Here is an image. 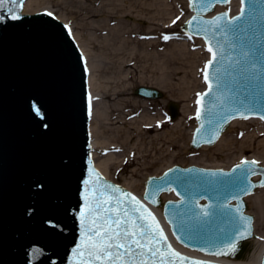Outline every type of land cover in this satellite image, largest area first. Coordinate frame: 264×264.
I'll use <instances>...</instances> for the list:
<instances>
[{"label":"water","instance_id":"95a60500","mask_svg":"<svg viewBox=\"0 0 264 264\" xmlns=\"http://www.w3.org/2000/svg\"><path fill=\"white\" fill-rule=\"evenodd\" d=\"M26 1L18 9L19 20L11 18L7 7L0 9V264H92L86 252L81 254L86 240L81 216L82 210L87 209L85 197L91 199L96 194L94 190H103L105 184L121 191L104 190L101 200L114 196L131 209L135 201L128 203L130 197L123 194L134 196L155 218L166 238L153 247L168 252L170 245L172 251L179 253V257L159 253L152 256L146 247L145 254L134 259L145 264H227L178 252L150 208L127 189L107 180L94 166L88 70L82 52L68 27L53 15L23 14ZM229 2L191 0L194 16L183 27L186 32L202 37L208 52L211 46L217 53L214 63L210 66L207 63L205 72L210 77L214 74L220 77L219 88L216 79L210 78L206 82L207 91L198 98L202 100L198 105L201 115L197 117L192 149L213 146L234 119L264 116V74L257 72L250 84L241 71L243 62L235 64L241 50L251 48L258 69L264 67V0H244L245 14L237 22L239 30L221 33L208 22L221 16L232 20L229 15L226 12L214 18L206 15L216 5L225 6ZM209 53L213 60V53ZM209 84L213 86L211 90ZM134 95L149 100L164 97L161 91L146 87L137 88ZM33 105L39 107L42 118L35 114ZM169 110L175 120L178 106L171 103ZM251 167L253 173L248 183L254 186L250 194L262 187L264 181V167L258 164ZM234 168L212 171L175 166L167 175L146 182L144 198L154 207H163L164 218L178 244L217 258L244 260L254 237V218L245 214L244 199L249 194H237L233 199L232 192L204 183L206 179H216L206 175L209 173L238 175V171L233 173ZM255 176L260 179L255 181ZM171 191L180 200L163 204L161 193ZM226 196L234 214L239 209V214L251 217V234L239 241V250L234 255L214 254L220 249L212 236L224 226L223 217H215L208 224L189 219L193 210L207 209ZM203 200L206 203H201ZM109 203L114 206L115 200ZM130 215L135 219L140 213ZM140 223L153 222L145 214Z\"/></svg>","mask_w":264,"mask_h":264},{"label":"rangeland","instance_id":"374dc122","mask_svg":"<svg viewBox=\"0 0 264 264\" xmlns=\"http://www.w3.org/2000/svg\"><path fill=\"white\" fill-rule=\"evenodd\" d=\"M71 1L37 0L29 12L32 9H38L36 12L49 11L68 25L76 42L86 55L87 63L90 66L95 65L94 69H89V88L93 94L91 136L94 137L91 130L94 125L99 130L102 140L109 142V147L113 148L106 152L93 150L94 153L97 152L94 156L95 165L98 159L105 155H118L117 163L111 166L110 173L107 175L108 179L123 185L124 178L132 176L130 191L136 195H142L144 183L148 177L160 175L174 165L225 169L247 159L259 161L264 165V159L257 157L254 151L239 152L238 147H234L231 154L215 150L214 147L217 144L197 151L189 148L192 137L190 134L195 126L196 98L205 87L203 67L207 61V53L203 45L195 40L196 38L186 35L181 29L182 24L191 15L188 0L179 5L173 0H167L166 2L176 11L159 16L155 21L141 19V17L158 16L157 12H154V8L160 7L158 0H115L114 6L111 4L112 10L108 8V20L85 14L83 9L89 3L84 0H75V3ZM227 8L228 6L218 7L217 11L228 12ZM107 21H111L110 26ZM118 25L134 32L140 29L150 32L159 25L160 31H169L166 36L170 38L164 39V44L158 51L160 56L165 58L162 57L158 62H146L141 58L132 68L124 69L123 63L136 55H144V49L137 45L135 39L122 54L121 48L117 45L118 39L116 40L113 33L111 34V29ZM158 40L159 38H154V41ZM175 43L189 44L192 50H186V52L195 53L193 59L195 63L189 65L186 60H179L181 58L179 54L185 52L183 49L176 50L173 55H170L169 51L174 49L172 45ZM132 51L137 54L131 55ZM133 71L135 72L130 78ZM92 77L96 88L91 83ZM140 86L159 89L165 97L157 101L137 98L133 92ZM171 103L178 106L179 115L175 121L169 118L168 105ZM182 107H186L187 113L182 114ZM96 110L99 111V117L95 120ZM245 123L249 126L246 130L238 129L233 133L235 136H230L229 128L224 135L228 134L229 138L236 139L240 134L244 136L256 128H264V124L256 119ZM170 131L175 133V141H169ZM262 193L264 194V191ZM261 199V207L257 209L248 202L250 213L264 211L262 194ZM258 233L264 235V226H258Z\"/></svg>","mask_w":264,"mask_h":264},{"label":"snow or ice","instance_id":"6c2138e0","mask_svg":"<svg viewBox=\"0 0 264 264\" xmlns=\"http://www.w3.org/2000/svg\"><path fill=\"white\" fill-rule=\"evenodd\" d=\"M226 3L227 0H222ZM242 4L244 0H241ZM23 0H0V9L8 8L13 20H19L21 16L18 14L19 7H22ZM11 6V7H8ZM245 14V9L241 8L240 16L235 17L232 20H224V17L215 18L213 21L208 22L214 25V27L221 33H228L230 31H238L240 25L237 23ZM252 13H249L251 15ZM49 15H51L49 13ZM226 15V14H225ZM2 19V17H0ZM195 19V17L193 18ZM191 23V22H190ZM67 28V26H65ZM170 37L164 36L167 40ZM209 52L213 53V60L208 62V65H212L215 61L217 53L213 48L209 47ZM255 53L251 48L241 50L240 59L235 61V64L239 65L243 62L244 67L242 73L245 79L251 84L256 79V73L264 74V67L258 69L257 63L254 59ZM207 67V66H206ZM219 71V70H218ZM205 81L208 82L210 78H214L217 81L216 87H220L219 75H213L210 77L208 72L204 74ZM212 84H209V89H212ZM201 94H198V96ZM91 97H89V111L91 109ZM202 100L198 99L197 104H201ZM33 111L35 114L42 118L41 111L38 106L33 105ZM201 111L198 108L197 117L199 118ZM241 118H247L242 116ZM227 119V117H225ZM264 119V116H261ZM256 161L242 160L236 168L233 169V173L238 175L233 176L232 173H209L206 174L216 179H206L204 183L219 186L225 190L232 192V198L235 199L237 194H250V188L254 185L248 183L249 175L253 173L251 165H255ZM171 171V170H170ZM167 175V173L165 174ZM222 177H231V179L225 180ZM87 183V181L85 182ZM260 186L264 187V181H261ZM104 190H111L112 193H118L121 190L111 186L103 185V190H94L96 194L89 199L85 197L87 201V209L82 210L81 224L83 225L84 233L86 234V240L83 242L84 246L81 249V254L87 253L88 259L95 264V261H100V264H145L142 260L134 259L137 256H143L144 249L147 247V251L156 256L158 253L161 256L171 255L179 257V253L171 250V246L168 245V252L162 251L160 248L153 247L154 243H159L161 240H166L163 236L162 230L159 229L158 224L155 223V218L151 216V213L147 212V209H143L140 206L139 201L136 200L131 194L124 193L125 197H130L128 203L135 201V205L129 209L125 206V202L117 197L110 196L109 200H115L113 206L109 203V200H101L100 197L104 195ZM226 196L222 201L215 205L208 206L207 209H201L199 211L193 210L189 219L197 221L201 224H208L215 217L224 218V226L220 227L216 233L213 234L212 239L215 241V245L220 251L214 254H226L234 255L239 250V241L246 239L251 234V217H246L239 214L237 209L236 214L227 205ZM139 212L140 216L133 218L130 213ZM145 214L151 217L152 224L140 223L145 219ZM243 229V231H241ZM204 238H208L207 233H203ZM183 260L184 258H180ZM83 264V262H81Z\"/></svg>","mask_w":264,"mask_h":264},{"label":"bare ground","instance_id":"6f19581e","mask_svg":"<svg viewBox=\"0 0 264 264\" xmlns=\"http://www.w3.org/2000/svg\"><path fill=\"white\" fill-rule=\"evenodd\" d=\"M37 0H27L24 9H23V13L24 14H34V11L36 12L38 9H32L29 12V9L32 8L34 6V3H36ZM75 0H72V3ZM85 2L89 3L88 6L84 7L83 12L85 14H92L93 16H100L103 18H106L107 20L109 19V9L111 8L112 10V6H114L115 0H84ZM116 1H121V0H116ZM167 0H158V4L160 7H156L154 8V12H157L158 16H152V17H147V18H142L141 19H149L150 21H155L157 20V17L159 16H163L165 15H169L173 12H175V8H171V5L168 4L166 2ZM185 0H173V2L175 3H182ZM172 2V4H174ZM112 4V6H111ZM156 6V5H155ZM229 13L231 15H234L238 12L239 10V2L238 0H233L232 3L229 5V7L227 8ZM110 22L111 21H107L108 26H110ZM160 27V25H159ZM159 27L155 28L153 31H144L142 29L137 30V32H134L133 30H128L126 28H123L122 26H116L113 29H111V34L113 33V35L116 37L117 41V45L118 48H121L120 51L122 52V54L124 52H126L125 50H127L126 48L129 47L134 40L136 39L137 41V45L141 48L144 49V55L140 54V55H136L133 59L130 58L129 60H127L126 62L123 63V68L127 69V68H132L133 65L136 63L137 60H141V58L144 61H157L160 60L162 57L165 58L164 56H160L159 54V49L163 46L164 44V36L169 34V31H160ZM157 34V35H155ZM159 38V40L156 42L154 41V38ZM198 40L201 45H203V42L200 39H195ZM196 45V44H195ZM170 52V55H173L175 53L176 50L179 49H183L185 52L184 54L180 53V57L179 60L181 61H187V64H193L195 62H193V59L195 58V53H189L186 52V50L191 51L192 47L189 46V44H185V45H178L175 43V45ZM182 46V47H181ZM204 47V46H203ZM132 50H135L134 48H132ZM180 51V50H179ZM134 53L137 54L136 52L132 51L131 55ZM85 55V54H84ZM133 55V56H134ZM86 56V55H85ZM169 57V56H168ZM165 60L161 63L162 65L164 64ZM160 63L158 64L159 67L161 65ZM88 69L90 68H95V65L92 64L90 66L89 63H87ZM135 71H133L130 75V78L132 77V75L134 74ZM94 77V75H93ZM92 77V84L94 86V79ZM95 87V86H94ZM96 88V87H95ZM91 93V105L93 102V94H92V90L90 91ZM186 107H182V114L187 113V111L185 110ZM93 110V109H92ZM99 117V111L96 110L95 112V120ZM249 120H235L231 123L230 125V130L228 133L230 136H233L238 129L239 130H246L249 126L247 123H245L246 121H250ZM257 121V120H256ZM94 123V122H93ZM178 125V124H177ZM94 126V125H93ZM91 127L92 132L94 137L92 138V146L94 148V150L96 151H101V152H106V150H113L112 147H109L110 143L106 142L104 140H102V138L99 136L100 132L98 133V129L96 126ZM178 127V126H177ZM251 130V129H250ZM228 134L223 135L222 138L219 140V142L217 143V145L214 147L216 148L215 150L218 151H222L223 153H228L231 154L233 152L234 147H238L239 148V152H243V151H254L255 155L259 158H263L264 159V128L262 129H258L256 128V130H251L250 133L245 134L244 136L242 134H240L239 136L235 138H229ZM101 135V134H100ZM192 135V131L190 136ZM175 133L173 131H170L169 133V141H175ZM189 136V138H190ZM235 136V135H234ZM188 144V143H187ZM186 144V145H187ZM97 152L94 153V156ZM118 161V155H114V154H108L105 155L104 157H102L101 159H98L97 163H96V167L99 169V171L106 177L107 175L110 173L111 170V166H113L114 164H116ZM255 161V160H254ZM259 164H261L259 161H256ZM263 165V164H261ZM264 166V165H263ZM132 177V176H131ZM124 178V182L125 184H123L122 186H124L127 189H131L132 187V178ZM264 191L263 189L258 190L257 192H255L253 195H251L250 197H248L247 201L251 203V206L255 209L261 207V203H262V199H261V194L264 196V194L262 193ZM261 193V194H260ZM154 212L159 215V211L157 209H154ZM255 218H256V223H255V228L257 230L256 235H258V237L255 238V240L252 243V249L249 253H247L246 257L244 258V260H239L236 262H230L232 264H260L261 262V257L264 251V235L258 233V226H264V211H257V213H254ZM174 246L176 249H178L181 252L184 253H188V254H192V255H197V256H201L197 253L185 250L184 248H182L181 246L177 245L174 243ZM229 262V261H227Z\"/></svg>","mask_w":264,"mask_h":264}]
</instances>
